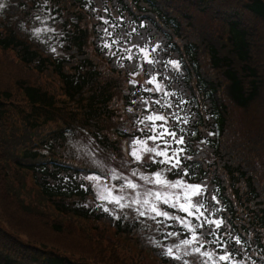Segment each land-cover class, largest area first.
<instances>
[{"label": "trees", "instance_id": "obj_1", "mask_svg": "<svg viewBox=\"0 0 264 264\" xmlns=\"http://www.w3.org/2000/svg\"><path fill=\"white\" fill-rule=\"evenodd\" d=\"M42 21L56 31L34 33ZM105 28H136L164 46L163 59L180 62L179 71L156 67L170 73L169 90L189 101L180 115L197 133L189 154L199 165L190 182L218 189L216 207L227 209L247 241L236 259L264 264V0H11L0 18V53L34 81L21 77L0 90V200L22 208L17 214L30 216L32 228L39 215L57 233L75 223L74 237L85 243L105 232L127 244L137 230L136 221H114L94 201L90 167L65 156L85 140L125 162L126 141L139 135L132 93H147L129 83L136 69L104 47ZM11 221L19 225L0 216L7 226L0 223V264H101L44 245L33 229L16 236ZM127 245L142 255L123 264L149 261L143 248Z\"/></svg>", "mask_w": 264, "mask_h": 264}, {"label": "snow or ice", "instance_id": "obj_2", "mask_svg": "<svg viewBox=\"0 0 264 264\" xmlns=\"http://www.w3.org/2000/svg\"><path fill=\"white\" fill-rule=\"evenodd\" d=\"M4 7L6 5L0 3V8ZM49 19L55 20V17ZM104 23L109 22L105 19ZM110 27L116 28L117 25L111 24ZM45 28L52 32L56 31L49 28L46 23ZM41 31L43 29H34V33ZM104 32L107 37L104 40V47L111 55L117 57V63L127 61L130 67L136 69L130 72L131 77L145 72L146 84L151 85L141 86L139 89V92L147 95H138L135 90L132 93L133 96H137L131 103L137 106L134 115L139 125L137 128L139 135L132 138L128 155L131 158L129 163L137 165L131 170V177H137L139 174L140 180L153 185V188L140 192L138 190L143 185L133 178L124 176L122 172L117 175L113 171L111 178L122 180L123 183L109 187V195L113 198L106 202L123 208L124 193L127 192L133 197L127 206L130 208L135 206V211L140 217L151 219L166 229L178 226L179 230L162 233L163 241L171 239L173 243L155 242L160 255L167 257L169 264H172V261L190 264L183 256L196 257L199 264H244V261L237 260L236 256L246 251L247 241L235 231L230 221L223 215L227 209L223 206L216 207L221 203L216 196L218 189L213 188L210 192L206 182H190L194 176L193 169L199 165L195 164L193 156L189 154V137H195L197 133L186 127L192 121L180 115L185 112L182 105H187L189 101L177 96V92L169 90V84L165 81L172 79L170 73H162L156 67L159 65L162 69L179 71L180 62L175 59H163L158 54L165 51L164 46L150 36L137 32L136 28H132L130 33L124 31L113 33L108 28H105ZM52 51L55 52L56 49L53 48ZM123 66L124 64H121V67ZM129 83L135 89L139 81L130 79ZM128 111L133 112V109L129 108ZM153 165L157 167L151 173L141 171L144 168H152ZM169 175L173 179H169ZM85 179L95 182L101 181L102 177L93 175L86 176ZM80 186L84 187L83 184ZM97 197L99 198L98 193ZM162 204L186 215L180 216L169 212L161 207ZM104 210L108 211L107 208ZM177 250L183 255L177 254Z\"/></svg>", "mask_w": 264, "mask_h": 264}, {"label": "rangeland", "instance_id": "obj_3", "mask_svg": "<svg viewBox=\"0 0 264 264\" xmlns=\"http://www.w3.org/2000/svg\"><path fill=\"white\" fill-rule=\"evenodd\" d=\"M10 2L11 0H0V3L5 4L6 7L9 6ZM6 7L0 8V18ZM37 28L43 29V31H41L40 33H36L38 35L49 36L52 33V31H49L47 28H45L44 23L42 27H37ZM8 55L9 54H5L3 52L0 53V90L4 89V87L9 88L13 85H16L18 82H14V79L17 80L18 78L21 77L26 78L29 81H34V78L26 77L24 74H21L18 71H16L11 65L10 63L11 57ZM258 57L260 58V50H258ZM132 79L139 81L143 87H151V85L146 84V80H147L146 77L140 79L138 77H132ZM245 120L247 123H249V119H245ZM246 126H251V125H246ZM78 143L79 144L76 145L74 150H70L69 154L76 157L77 159H81L87 162L88 164L93 166L96 170L101 171L100 174L93 173L90 175V176L93 175L101 176L102 177L101 181H95V182L88 181L92 185L96 197H97V193L99 194V198L97 197L96 202H98V204L103 206L104 208H107L108 211L116 217V219H122L123 224L127 223L129 220L136 218V219H140L141 221V227H142L141 229H147L150 224L147 223L145 224V222L146 221L151 222L153 220L145 217H140L139 214L135 211V206L131 208L127 206L129 200L133 199V197L129 195V193L127 192L124 193L125 200L123 201L124 204L123 208L115 204L106 202L107 200H111L113 198L111 195H109L108 192L109 187H111L112 185L123 183L122 180L117 181L111 178L113 171H115L117 175H119L122 172L124 176L133 178L138 183L143 185V187L138 190L140 192H144L148 188H153V185L147 184L143 180H140L139 174L137 175V177H131V170L135 169L137 165L134 163L123 164V162L119 160H115L114 158H110L107 155L104 154L101 155L100 151H98L96 148L94 149L91 146L90 142H87L85 140L78 141ZM141 171L151 173L153 170L151 168H144L141 169ZM2 174L3 176H5L6 171H3ZM15 185L18 187L19 183L16 182ZM14 205L15 204H11V203L4 205L3 202L0 200V216H2V213H5L6 217L12 218L19 224L17 225L14 221H11L16 228L17 227L19 228L20 232L17 231L14 233L16 236H22L23 235V233H21L22 231H32L33 229V233L35 234V236H37L42 242H44L43 243L44 245L48 247L59 248L68 251L74 258L86 259L87 261H91V262L92 260H94L96 262H100L101 264L103 262H107L109 264H123L124 258L130 260L139 259V256H141L142 254L133 252L129 248V245L127 244L135 243L137 245L144 246L142 245V243L144 241H148L150 244L145 245L143 250L146 251V254L148 256L147 259H149V261L144 260L145 262H143L142 260H140L139 262L141 264H161L160 263L161 259L159 257L154 255V253H149L151 249L153 252L155 251L160 252L159 249H155L154 246H155V242L157 241L162 242V238L158 240L157 237L155 238L153 234H149V236H147L146 234H142L141 236H139V238H136V240L138 239L137 242L139 244L136 242V240L130 237H128L129 241L126 240L127 244L126 243L123 244L122 242L118 243L119 242V240L117 239L118 237H116L115 235L106 234L105 232H95V234H99L100 236L92 237L88 242L85 243L79 241L74 237V233L76 231L75 223H70L68 225L69 228L66 233L63 234L57 233L56 231L50 230L46 226H44L43 224L45 223L46 220L44 218H41L39 215L34 217L33 223L35 227L32 228L33 226L30 223L31 221L30 216H26V218H23L21 215L17 214V212L22 210V208L21 210H17L13 208ZM161 207H163L165 210L169 212L175 213L176 215H180V216L186 215L185 213L180 212L175 208H170L168 205L162 204ZM0 223L5 229H7L6 225H4L2 222ZM154 223L155 222L153 221L152 224ZM168 230H179V227L174 226V229H166L161 227V229L157 234L159 237H162V233ZM107 236H109L110 239L108 238V241L104 242V239H106ZM150 237L153 239H150ZM176 242L178 243L179 241ZM164 243L171 244L173 243V241L169 239ZM146 248L149 249L146 250ZM177 254L183 255V253L180 250H177ZM116 257L118 259H116ZM189 258L194 259L196 263L198 262L199 264L198 258L183 256V259L189 260L190 264H193L194 262Z\"/></svg>", "mask_w": 264, "mask_h": 264}]
</instances>
